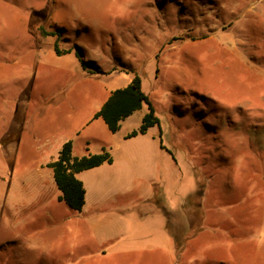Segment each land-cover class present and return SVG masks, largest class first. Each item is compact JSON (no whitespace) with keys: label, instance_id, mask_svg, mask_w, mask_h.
I'll return each instance as SVG.
<instances>
[{"label":"rangeland","instance_id":"rangeland-1","mask_svg":"<svg viewBox=\"0 0 264 264\" xmlns=\"http://www.w3.org/2000/svg\"><path fill=\"white\" fill-rule=\"evenodd\" d=\"M134 75L159 124L126 138L145 105L95 114ZM68 140L113 158L79 211ZM0 264H264V0H0Z\"/></svg>","mask_w":264,"mask_h":264},{"label":"trees","instance_id":"trees-1","mask_svg":"<svg viewBox=\"0 0 264 264\" xmlns=\"http://www.w3.org/2000/svg\"><path fill=\"white\" fill-rule=\"evenodd\" d=\"M42 33L53 34V32L45 31ZM77 50L80 51V47L77 46ZM54 51L57 55L68 52V50L58 49L56 43ZM82 63L85 62L82 61ZM142 105L146 106V111L142 115L141 122L137 129L125 135L126 138L144 134L150 127L159 124L148 95L141 89L139 76L134 75L125 86L110 92L95 116L101 117L110 132H115L119 129L121 120L140 109ZM159 147H163L160 140ZM112 161L111 154L105 148L97 153L87 152L80 156L73 155L72 143L68 140L62 144L57 158L48 162L46 166L51 168L56 187L60 191L58 199L64 201L69 208L79 211L84 204L85 190L77 173L103 163H112Z\"/></svg>","mask_w":264,"mask_h":264},{"label":"crops","instance_id":"crops-1","mask_svg":"<svg viewBox=\"0 0 264 264\" xmlns=\"http://www.w3.org/2000/svg\"><path fill=\"white\" fill-rule=\"evenodd\" d=\"M102 165V164H101ZM100 166V165H99ZM44 170H47V176H46V178L48 179V178H51L50 177V171H52L51 170V168H49V167H44ZM80 173V172H79ZM79 173H77V177H78V174ZM53 175V174H52ZM37 176L39 177V179L40 180H43L44 179V174H43V171H40L38 174H37ZM53 177V176H52ZM53 182H54V184H55V181H54V179H53ZM55 186H56V184H55ZM85 196V195H84Z\"/></svg>","mask_w":264,"mask_h":264}]
</instances>
